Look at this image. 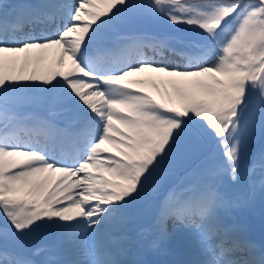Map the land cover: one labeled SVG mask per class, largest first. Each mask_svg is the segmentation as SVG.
I'll list each match as a JSON object with an SVG mask.
<instances>
[{
    "label": "snow or ice",
    "instance_id": "1",
    "mask_svg": "<svg viewBox=\"0 0 264 264\" xmlns=\"http://www.w3.org/2000/svg\"><path fill=\"white\" fill-rule=\"evenodd\" d=\"M257 130L264 0L0 6V264H149L122 259L142 202L145 250L171 221L178 264H264L228 220L257 167L264 194Z\"/></svg>",
    "mask_w": 264,
    "mask_h": 264
},
{
    "label": "rangeland",
    "instance_id": "2",
    "mask_svg": "<svg viewBox=\"0 0 264 264\" xmlns=\"http://www.w3.org/2000/svg\"><path fill=\"white\" fill-rule=\"evenodd\" d=\"M136 27H140L143 28L147 31H161V30H166L167 26L164 25L162 22H142L141 24L136 25ZM171 59L173 60H178L179 57H171ZM261 147H264V136L261 135V133L259 132V130H257L255 136L253 137L250 147H249V153H248V158L245 160V166L247 167L249 165V160H255L257 154L259 153ZM253 189H249V199L246 201H242L241 203H250L249 201L253 198ZM239 206L236 205L235 207H233L230 212H229V216H228V220L230 223H234L240 226V228L243 230V234L250 240L253 241V239L249 236V232L251 231L252 227L254 225L259 226V225H263L264 226V220L263 218H258L257 220H252L253 223L251 225L248 224V226H245L244 228H242V224H241V218L240 216H236V211H242L240 209H237V207ZM138 207V209H137ZM137 207L135 206L132 214H131V219H134L133 217L136 215V211L141 209L143 210V213L145 214V216H149L150 214H152V209L151 206L148 203H141L139 205H137ZM149 219V217L147 218ZM152 220V219H151ZM260 220V221H258ZM132 221V220H131ZM153 221V220H152ZM131 223V222H130ZM153 223V224H150ZM147 223V221L143 220V224L141 228H139V232L141 231V234L143 235V237H147L148 239L152 238L151 234H150V227H152V225H154V222H150ZM133 224H129L128 228L125 230V233L123 235L126 236V248H127V254L124 255L122 257V259H127V260H132L133 259V251L131 250L132 248V229L134 228L132 227ZM168 232L169 235L167 238L158 241V246L156 248H153L156 250H161L159 249V243H161L162 241H167L169 243L174 244L175 246L179 247L178 245V235L175 232L172 222L169 221L168 222ZM34 240H32L33 242ZM254 242V241H253ZM183 254V253H182Z\"/></svg>",
    "mask_w": 264,
    "mask_h": 264
},
{
    "label": "bare ground",
    "instance_id": "3",
    "mask_svg": "<svg viewBox=\"0 0 264 264\" xmlns=\"http://www.w3.org/2000/svg\"><path fill=\"white\" fill-rule=\"evenodd\" d=\"M9 1V0H8ZM19 1V5L21 4H25L26 0H18ZM8 2L5 4L7 5ZM10 4V1H9ZM6 9V7H4ZM7 10V9H6ZM8 11V10H7ZM12 11V10H11ZM9 10V12H11ZM176 58V57H175ZM259 179H260V170L257 167L256 169V183H255V188H254V192H253V198L249 201L250 203H239V206L237 207V209H240L242 211H236V216H240L241 218V226L242 228H244L245 226L251 225L253 223L252 220H257L258 218H263L264 220V194L261 193L260 190V184H259ZM137 207V206H136ZM138 209V207H137ZM136 215L133 217L134 219H131V223L129 224H133L131 228L134 232V230H136L139 227H142L143 224V220L147 221V223L153 222L152 219V214H150L148 217L149 219H147L148 217L145 216V214L143 213V210L139 209L136 211ZM260 221V220H258ZM153 224V223H150ZM154 226V225H152ZM44 239H47L46 235H42ZM42 236H38V237H42ZM36 237V238H38ZM36 238H34L32 243H35ZM137 239H140V237H138ZM164 256L163 254H161L160 252H155L154 254V259L155 261L158 262V264H167V261L163 260ZM146 261H150L148 259H144ZM151 264V263H149Z\"/></svg>",
    "mask_w": 264,
    "mask_h": 264
},
{
    "label": "water",
    "instance_id": "4",
    "mask_svg": "<svg viewBox=\"0 0 264 264\" xmlns=\"http://www.w3.org/2000/svg\"><path fill=\"white\" fill-rule=\"evenodd\" d=\"M261 243H264V228L261 226H254L251 233Z\"/></svg>",
    "mask_w": 264,
    "mask_h": 264
}]
</instances>
